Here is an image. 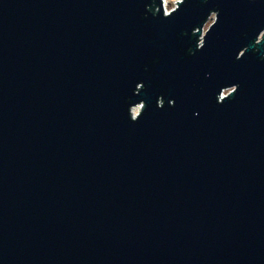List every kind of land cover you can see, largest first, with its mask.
Here are the masks:
<instances>
[{"label":"water","instance_id":"obj_1","mask_svg":"<svg viewBox=\"0 0 264 264\" xmlns=\"http://www.w3.org/2000/svg\"><path fill=\"white\" fill-rule=\"evenodd\" d=\"M162 2L0 0V264H264V0Z\"/></svg>","mask_w":264,"mask_h":264},{"label":"rangeland","instance_id":"obj_2","mask_svg":"<svg viewBox=\"0 0 264 264\" xmlns=\"http://www.w3.org/2000/svg\"><path fill=\"white\" fill-rule=\"evenodd\" d=\"M178 0H169V5H168V8L169 10H172V8H175V5H176V2ZM215 20V14H212L211 17L209 18V20L207 21V23L205 24L204 26V30H203V34L205 33V31L208 29V27L211 25V23ZM202 36V35H201ZM228 91H226L227 93ZM136 112L139 110V109H135Z\"/></svg>","mask_w":264,"mask_h":264},{"label":"built area","instance_id":"obj_3","mask_svg":"<svg viewBox=\"0 0 264 264\" xmlns=\"http://www.w3.org/2000/svg\"><path fill=\"white\" fill-rule=\"evenodd\" d=\"M163 2V8H164V11L166 12V13H168L169 14V12L171 11V10H169V8H168V5H169V0H162ZM181 1H183V0H178V3L179 2H181ZM178 3H176V5H175V8H177L178 6ZM175 8H172V10H174ZM231 90H228V92L227 93H229ZM226 92H224L223 93V96L225 95V94H227ZM135 109H140V107H137V108H135ZM134 109V113L136 114L137 112H136V110Z\"/></svg>","mask_w":264,"mask_h":264}]
</instances>
